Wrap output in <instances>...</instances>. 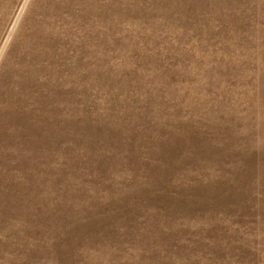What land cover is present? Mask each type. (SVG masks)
Segmentation results:
<instances>
[{
	"label": "rangeland",
	"instance_id": "1",
	"mask_svg": "<svg viewBox=\"0 0 264 264\" xmlns=\"http://www.w3.org/2000/svg\"><path fill=\"white\" fill-rule=\"evenodd\" d=\"M0 264H264V0H0Z\"/></svg>",
	"mask_w": 264,
	"mask_h": 264
}]
</instances>
